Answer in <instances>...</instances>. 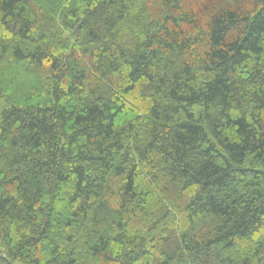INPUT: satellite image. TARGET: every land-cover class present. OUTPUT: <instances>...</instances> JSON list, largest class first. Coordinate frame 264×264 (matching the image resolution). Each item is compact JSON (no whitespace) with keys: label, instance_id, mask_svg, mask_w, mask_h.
<instances>
[{"label":"trees","instance_id":"obj_1","mask_svg":"<svg viewBox=\"0 0 264 264\" xmlns=\"http://www.w3.org/2000/svg\"><path fill=\"white\" fill-rule=\"evenodd\" d=\"M0 264H264V0H0Z\"/></svg>","mask_w":264,"mask_h":264}]
</instances>
